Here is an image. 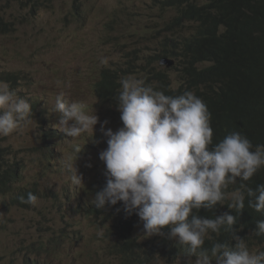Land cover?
Wrapping results in <instances>:
<instances>
[{
	"label": "clouds",
	"instance_id": "1",
	"mask_svg": "<svg viewBox=\"0 0 264 264\" xmlns=\"http://www.w3.org/2000/svg\"><path fill=\"white\" fill-rule=\"evenodd\" d=\"M101 63L105 61L102 59ZM102 76L103 73L97 79ZM125 76L111 96L118 102L123 126L113 131L105 128L108 120L100 124L107 137V148L99 153L106 179L96 177L91 183L85 182L84 172L95 163L86 168L76 163L85 144L75 141L82 135L87 139L93 136L99 122L95 109L88 111L83 102L65 99L63 92L55 97L54 112L60 113L59 136L64 137V132L72 138L68 140L69 147L76 156L75 161L68 157L62 163L71 183L79 187L72 194L55 195L62 221L68 216L76 217V213L83 214L79 217L97 227L95 235L100 247L116 255L121 264H157L159 257L172 248L161 242L166 236L164 229H168L167 238L176 241L187 256L197 257L195 264H213V260L215 264H264V251L250 249L253 242L260 245L264 238L259 237L264 236V219L257 221V238L247 244L233 231L236 215L227 211L214 213L218 204L225 203L239 213L247 202V207L264 214V183L248 184L264 169V144L254 145L240 131H230L214 142L212 112L202 97L191 90L179 95L165 94L144 79L129 73ZM32 118L29 99L0 80V137L20 130ZM26 189L24 186L11 194H0V207L30 211L28 207L37 204V192L43 191L32 185L29 190L37 192H28L26 198L20 196L21 203L27 204L20 205L13 199ZM65 195L71 205L65 201ZM10 203L16 205L8 206ZM106 207L114 213L111 215ZM201 208L213 212V216L201 217ZM121 219L124 221L120 223ZM54 222L53 217L46 222L51 235L34 243L53 257L50 261H60L64 236L76 241L82 231L67 220L65 227H71L74 236L65 234V227L55 233ZM222 230L232 233L234 245L213 239V234L219 236ZM206 241L211 242L210 247H205ZM126 246L130 249L128 262L118 252ZM155 249H159L161 256L154 254ZM41 256L26 251L6 264H46Z\"/></svg>",
	"mask_w": 264,
	"mask_h": 264
},
{
	"label": "rangeland",
	"instance_id": "2",
	"mask_svg": "<svg viewBox=\"0 0 264 264\" xmlns=\"http://www.w3.org/2000/svg\"><path fill=\"white\" fill-rule=\"evenodd\" d=\"M32 2L38 6H32ZM0 14L11 24L7 31L5 26L0 27V59H7L5 49L21 47L14 56L9 54V60L19 59L10 66L24 74L19 76V80L24 79L23 87L9 84L12 89L26 90L24 96H35L41 111L37 117L33 111L30 124L7 137H0V155H8L5 162L11 170L18 169L22 187L29 189L35 184L43 191L37 192V204L30 205L28 212L0 207V264L20 258L26 251L41 254L46 264H121L116 255L100 247L95 235L97 227L79 217L83 214L68 216L65 221L60 218L55 195L72 194L79 187L71 183L70 174L62 163L68 157L76 159L69 147L68 140L72 138L64 132V137L56 139L54 136L60 131L56 127L60 113L54 112L55 97L63 92L65 99L83 102L88 111L95 109L99 122L93 136L87 139L82 135L75 141L85 144L76 163L83 168L98 164L99 153L107 148V137L100 130V124L108 120L105 128L117 131L123 123L118 102L112 97L105 99L97 95V77L109 67L113 68L111 72L124 69L128 53L134 51L142 52L139 64L144 66L145 58L157 53L165 38L172 37L166 25L172 21L176 10H162L156 0H0ZM102 59L105 63H101ZM43 70L46 73H42ZM159 71L168 74L174 88L182 85L181 72L175 64L168 67L157 62L153 74L138 71L129 76L159 86L152 79ZM118 74L121 78L127 77ZM30 82L34 87L27 89ZM41 115L44 120L40 119ZM51 217L55 219V233L66 226L67 220L82 231L76 241L64 236L60 261L55 258L50 261L53 257L34 243L51 235L46 228ZM65 234L74 236L68 225ZM55 239L58 240L57 235ZM53 247L60 250L58 245ZM258 247L255 241L250 249ZM153 252L161 256L159 249ZM157 264H195V260L165 254L159 257Z\"/></svg>",
	"mask_w": 264,
	"mask_h": 264
},
{
	"label": "trees",
	"instance_id": "3",
	"mask_svg": "<svg viewBox=\"0 0 264 264\" xmlns=\"http://www.w3.org/2000/svg\"><path fill=\"white\" fill-rule=\"evenodd\" d=\"M156 1L162 10H176L172 21L166 25L172 37L165 38L157 53L146 57V63L144 66L139 65L137 71L134 70L135 64L128 68V63L130 60L141 61L143 58L139 55L142 52L128 53L124 69L128 70L129 75L140 69L146 70L147 74H153L157 62L167 57L173 59L181 72L182 85L174 88L168 74L159 71L152 78L159 84L153 86L154 88L169 95H179L194 89L198 96L208 101L207 106L212 112L214 142L230 131H240L245 133L253 144L264 143V0ZM32 6L38 5L32 2ZM8 25L11 24L0 14V27L5 26L7 31ZM185 29L188 31L185 32ZM214 75L217 76L215 83L199 93L196 89L199 83L205 77L211 79ZM120 78L117 72L105 71L102 80L96 82L97 95H102L105 99L113 96L120 87ZM7 157L8 155H0L2 195L11 194L22 187L17 186L21 181L18 169L11 170L10 166H7ZM261 182H264V169L248 181V184L256 185ZM30 191L35 190L26 189L13 200L20 205H27L21 203L19 197L26 198ZM65 201L71 205L66 195ZM55 202L59 205L57 198ZM119 204L122 205V202ZM15 205L10 203L8 206ZM106 208L111 215L114 213V210ZM242 211V215L247 214L245 208ZM214 213L220 215L224 212L219 211L217 205ZM198 214L201 217L213 216V212L204 208H201ZM123 221L121 219L120 223ZM262 241L264 238L260 242ZM161 242L167 246L174 243L167 235ZM118 252L125 262L131 259L127 246Z\"/></svg>",
	"mask_w": 264,
	"mask_h": 264
},
{
	"label": "bare ground",
	"instance_id": "4",
	"mask_svg": "<svg viewBox=\"0 0 264 264\" xmlns=\"http://www.w3.org/2000/svg\"><path fill=\"white\" fill-rule=\"evenodd\" d=\"M34 10H35V8H34ZM20 51H21V47L14 48L12 50H9V48H7V49H5V54L7 56V59H5V60L0 59V80L6 81L8 83L9 82L11 83V80H12V87H14V85L16 87H19L20 85H22L21 83L24 80V79L19 80V76L24 75V74L22 72H20L18 69H14V68H12V66H10V65H13L15 62H17V60H19V59L15 60V57H14L13 59L9 60V54H11V56H14L16 53H18ZM134 64L136 65L134 70L137 71L138 66L140 65L139 61L130 60L128 63V68H130ZM205 66H207V64ZM112 69L113 68L109 67V68H106V71L111 72ZM139 71H144L147 73L146 70L140 69ZM42 73H46V71L43 70ZM117 73H121V74L125 75L126 73H128V70L127 69H119V70H117ZM101 80H102V78H98L96 82H100ZM216 80H217L216 75H214L211 79H210V77H205L199 83V85L196 87V89H198L199 93H200V92L206 90L208 87H210L213 83H215ZM32 87H34V85L30 82L27 89H31ZM192 89H193V87H192ZM16 91L19 93V95L21 97H25V98L29 99V101L33 105V111L35 113V116L37 117V115H39V113L41 111L38 110L40 103L38 101L34 100L35 96L34 97L24 96L23 94L27 93L26 90H24V91L16 90ZM192 91L196 95L198 94L194 89ZM108 93H109V91L106 92V94H108ZM35 94H36V92H35ZM111 94H113V93H111ZM205 102H206V104H208V101H205ZM39 117H40V119H43V120L45 119L44 117L42 118V115ZM58 136L59 135L55 134L56 139H58ZM258 144H264V143H258ZM105 171H106V168H105L104 162L98 158V164H94V166L91 170H87L86 172H84V174H83L85 177L84 181L87 183H91L92 181L96 180V177H103L106 179ZM257 182H260V181H257ZM261 183H264V182H261ZM245 209H246L247 214L242 215L243 211L236 213L235 210L229 209L228 205L226 203L222 204V205L218 204V210L219 211H221V212L228 211L231 214L237 216V221L233 225V231L236 235H238L242 239H245L246 243L248 244L249 242H251L257 238V236L254 235V232L257 228V221L264 219V214L259 215V213H257L254 209L247 207V202H246ZM209 218H211V217H209ZM164 232L167 235L168 229H164ZM259 237H264V236H259ZM213 239H217L221 243H228V244H232V245H234L236 243L235 239H233L232 233L223 232V230L219 236H215V234H213ZM171 246H172V248H171L170 252L167 254L168 256L174 255V256H181V257H184L187 259H192V260L197 259V257L194 255L191 257L187 256L183 252L182 247L179 246L176 241L173 244H171ZM210 246H211V242L206 241L205 247H210ZM252 250L264 251V241H262L260 243L258 248L252 249ZM213 261H215V260H213Z\"/></svg>",
	"mask_w": 264,
	"mask_h": 264
},
{
	"label": "water",
	"instance_id": "5",
	"mask_svg": "<svg viewBox=\"0 0 264 264\" xmlns=\"http://www.w3.org/2000/svg\"><path fill=\"white\" fill-rule=\"evenodd\" d=\"M161 64H166L168 67L172 66L174 64V60L164 58L161 60Z\"/></svg>",
	"mask_w": 264,
	"mask_h": 264
}]
</instances>
